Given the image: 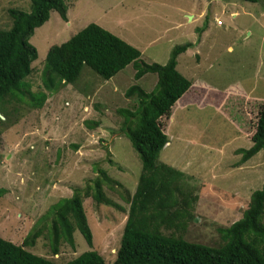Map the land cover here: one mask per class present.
<instances>
[{"label": "rangeland", "instance_id": "obj_1", "mask_svg": "<svg viewBox=\"0 0 264 264\" xmlns=\"http://www.w3.org/2000/svg\"><path fill=\"white\" fill-rule=\"evenodd\" d=\"M65 3L69 21L51 12L49 21L36 29L30 41L38 58L23 83L32 95L24 103H9L5 122L0 107V189H5L0 198V237L22 245L35 226L47 224L44 217L54 204L72 197L76 188L85 189L101 169L120 184L104 187L112 206L85 198L93 248L76 231L74 248L65 244L59 255L52 254L47 234L27 250L60 264L86 251H98L107 264L116 260L130 208L127 198L135 194L143 169L139 154L121 131L123 118L118 111L135 110L137 98L127 97V90L137 84L152 92L157 76L149 73L137 81L129 65L105 80L85 66L76 83L52 92L43 85L49 49L95 23L137 47L149 64L164 65L176 46L193 43L189 52L179 56V70L193 84L226 90L242 84L251 92L252 96L245 91L242 97L224 98L205 86L203 100L215 105L224 102L226 113L244 134L211 107H187L176 112L169 134L173 145L160 157L161 162L183 172L184 190H192L191 195L198 197L194 203L196 219L188 226L187 240L220 245L218 227H229L240 219L250 197L264 182V150L241 167L237 153L252 146L249 133L256 128L264 105V0ZM9 9L31 12V2L0 0V28L4 30L12 27ZM201 90L196 89L194 95H201ZM44 94L48 99L43 107L33 108L31 97L40 99Z\"/></svg>", "mask_w": 264, "mask_h": 264}, {"label": "trees", "instance_id": "obj_2", "mask_svg": "<svg viewBox=\"0 0 264 264\" xmlns=\"http://www.w3.org/2000/svg\"><path fill=\"white\" fill-rule=\"evenodd\" d=\"M244 1L256 3L260 0ZM30 2L31 12L9 9L12 27L0 28V107L4 109L3 122L9 115L6 108L9 103H24L32 95L28 84L23 81L32 74V64L38 58V50L30 42L36 29L49 21L53 11L58 12L65 22L69 21V7L65 0ZM204 29L205 25L199 30ZM193 47V43L178 45L165 65L149 64L142 59V52L137 47L91 23L68 41L55 44L48 51L43 85L51 92L58 90L59 86L76 83L85 66L105 80L112 79L129 65L133 66L137 81L149 73L157 76L152 92L137 84L127 90V97L137 98L135 110L124 108L118 111L123 118L121 131L139 154L143 169L135 194L127 198L130 208L113 264H264V182L262 188L250 197L240 219L229 227H218L221 244L209 246L185 237L189 224L196 219L194 203L198 197L191 195L192 190H184L182 171L160 161L170 142L171 120L178 109L211 107L225 115L244 134L239 123L226 113L224 102L218 101L215 105L210 100H203L202 94L194 95L199 88L177 69L179 56ZM216 91L220 93L218 97H229V92ZM31 99L33 108H42L48 96L44 94L40 99L32 96ZM249 140L252 142L249 149L237 151L241 155L238 166L264 150V105L258 113L256 128L249 133ZM110 162L113 161L110 159ZM114 184L120 183L107 171L99 169L97 177L85 189L76 188L72 197L54 204L44 217L47 224L35 226L22 245L0 237V264H60L27 250L45 234L50 239L54 256L60 254V248L65 244L74 248L76 231L93 248L94 238L84 201L91 197L97 205H114L104 191L105 185ZM4 194L5 189H0V198ZM64 264L107 262L98 251H86Z\"/></svg>", "mask_w": 264, "mask_h": 264}, {"label": "crops", "instance_id": "obj_3", "mask_svg": "<svg viewBox=\"0 0 264 264\" xmlns=\"http://www.w3.org/2000/svg\"><path fill=\"white\" fill-rule=\"evenodd\" d=\"M69 18V17H68ZM195 46V45H194ZM192 48H189L188 50H187V52H189L190 50H191ZM142 52V51H141ZM186 53V52H185ZM184 54V53H183ZM182 55V54H181ZM179 64H180V60H179V58H178V65H177V69L179 70ZM165 65V64H164ZM179 72H181L180 70H179ZM182 73V72H181ZM184 75V74H183ZM156 83H157V79L155 78V79H153ZM198 82H196V83H194V85L196 86V88H200V89H203V90H201V94H202V91H204V88H206L205 86H207V88L209 87V89H213V90H224V91H226V92H229L228 93V96L229 97H232V98H239V97H242V94H244V92L245 91H248L246 88H244L243 86H242V84H233V85H230L229 87H230V90H226V89H219V88H215V87H212V86H209L208 84H206V83H201V82H199V87H198V84H197ZM236 83H239V82H236ZM232 88V89H231ZM200 89H198V90H200ZM249 93V96H252V95H250L251 94V92L250 91H248ZM181 109H178L177 111H180ZM171 121H173L174 122V119L173 120H171ZM172 122V123H173ZM170 129H171V127H170ZM169 134H170V132H169ZM171 137V136H170ZM171 145H173L172 144V139H170V142L168 143V145H167V147H166V149L165 150H168L170 147H171Z\"/></svg>", "mask_w": 264, "mask_h": 264}, {"label": "built area", "instance_id": "obj_4", "mask_svg": "<svg viewBox=\"0 0 264 264\" xmlns=\"http://www.w3.org/2000/svg\"><path fill=\"white\" fill-rule=\"evenodd\" d=\"M218 24H221V22H220V21H218Z\"/></svg>", "mask_w": 264, "mask_h": 264}, {"label": "clouds", "instance_id": "obj_5", "mask_svg": "<svg viewBox=\"0 0 264 264\" xmlns=\"http://www.w3.org/2000/svg\"><path fill=\"white\" fill-rule=\"evenodd\" d=\"M218 25H221V24H218Z\"/></svg>", "mask_w": 264, "mask_h": 264}]
</instances>
